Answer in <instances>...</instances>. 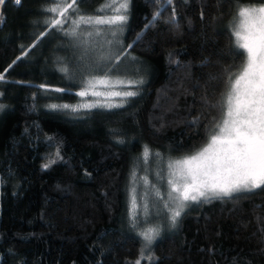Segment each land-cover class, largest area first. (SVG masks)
<instances>
[{"label":"trees","instance_id":"16d2710c","mask_svg":"<svg viewBox=\"0 0 264 264\" xmlns=\"http://www.w3.org/2000/svg\"><path fill=\"white\" fill-rule=\"evenodd\" d=\"M104 1L80 0L59 27L53 0L3 3L0 264H264V189L191 202L145 257L127 211L144 148L174 159L207 142L245 60L229 23L264 0H172L155 21L161 0H128L117 38L146 67L137 94L111 109L52 108L77 102L86 74L64 33Z\"/></svg>","mask_w":264,"mask_h":264},{"label":"snow or ice","instance_id":"6c2138e0","mask_svg":"<svg viewBox=\"0 0 264 264\" xmlns=\"http://www.w3.org/2000/svg\"><path fill=\"white\" fill-rule=\"evenodd\" d=\"M4 2L5 0H0V4ZM15 2L20 4L21 0ZM79 3L80 0H72L71 4H67L66 0H53V6L45 11L59 13L62 18H66L69 9L79 11L75 8ZM171 3L172 0H161L162 8L153 16V21L158 19L166 6ZM128 7V0H105V4L97 12H105L108 9L113 12L112 15H80L72 21L71 33L66 34L77 35V30L82 24L122 25L128 19L126 15ZM237 15L239 23L234 27V35L238 49L243 50L238 54L243 56L246 53V59L240 66V71L229 76L226 111L223 113L222 123L217 125L218 131L211 135L208 146L195 155L175 162L172 172L174 178L169 180L172 192L177 193L176 196L171 197L176 203L171 215L173 224L177 222L189 201L199 202L202 198L208 200L212 197H228L233 193L264 189V2L258 7H242ZM48 23L52 27H59L64 23V19L54 18ZM92 34L88 33L89 36ZM112 34L115 35V32ZM95 35H101V29L97 28ZM114 70H116L115 66L108 68L103 76L88 80L86 86L76 93L81 97L87 95L104 97L103 103L97 100L94 103H81L76 106L65 104L50 107H71L74 112L81 108L98 106L119 107L120 105L109 102V98L131 97L137 93L97 91L95 90L97 86L112 88L114 85H131L142 81L112 80L110 73ZM2 79L4 77L0 75V80ZM55 91H64V89H55ZM144 155H148L147 147ZM131 203L132 208L135 209V189L132 190ZM143 236L151 244L154 239L153 230L143 233Z\"/></svg>","mask_w":264,"mask_h":264},{"label":"rangeland","instance_id":"374dc122","mask_svg":"<svg viewBox=\"0 0 264 264\" xmlns=\"http://www.w3.org/2000/svg\"><path fill=\"white\" fill-rule=\"evenodd\" d=\"M68 0L67 4H71ZM105 4V1L98 7V9ZM242 7L248 6H241L237 9L235 17L230 21V29L232 32V36L237 47L236 37L234 35V27L238 25L239 18H238V10ZM258 7V6H256ZM72 10V9H69ZM68 10V11H69ZM96 15L100 16H110L113 14L111 10L106 9L105 12H96ZM56 19H65L62 18L59 13H55ZM73 28V27H72ZM99 28L101 29V35H95V30ZM88 32H83L80 34L77 32V35L73 36L70 34H65V41L62 42V46L68 45L72 49V51H77L74 55H70V59L79 60L83 62V68L86 70V74L81 85L77 92L81 91L85 86L88 80L93 79V77L103 76L105 71L108 68L115 69L113 72L110 73L111 79L116 80H124V81H142L141 77H136L138 73L145 72L146 67L139 62L134 56L127 52V50L122 46L121 41L117 38V35L120 30V34L122 32L121 25H97L92 26L89 29H86ZM93 33L91 36L88 33ZM115 32V35L112 33ZM68 33H71L68 32ZM110 42V43H109ZM120 44V46H119ZM120 48V50H118ZM115 50H118L115 52ZM241 51H243L241 49ZM128 54V55H127ZM127 55V56H126ZM245 59H246V53ZM119 57V59H117ZM111 63V64H110ZM240 71V69H239ZM237 71L236 73H238ZM88 73V74H87ZM235 74V73H234ZM140 85V83L136 84H120L114 85L112 88L105 87L103 85H98L95 90L97 91H136L135 87ZM227 94V93H226ZM78 96V95H77ZM128 97H111L109 98V102L113 104L122 105L125 99ZM97 100L101 101L102 103L105 101L104 97H94L92 95H87L84 97L78 96V101L75 103L67 104H53V105H70L76 106L81 103H94ZM226 95L224 98V111H226ZM59 109H69L70 108H63V107H56ZM115 108V107H111ZM109 107H93V108H81L78 111L80 112L84 110H91V109H111ZM74 112V111H72ZM223 114L220 121L216 124L213 128L207 142L196 152L179 157V158H166L153 150L148 149V155H144L145 148L142 152L134 159L133 164L131 166L130 175L128 178L127 183V208H128V221L130 225L133 227L134 231L139 236L141 243H142V257H145L149 252L151 247L153 246L154 242L162 236L164 229H172L176 225L173 224L171 220L172 210L176 207L175 201L171 198L177 195V193L172 192L171 185L169 184V180L173 179L172 172L174 171L175 162L185 157L195 155L197 152L201 151L203 148L208 146L210 141L211 135L218 131L217 125L222 123ZM172 165L173 167H170ZM135 189L136 195V208H132L131 203V196L132 190ZM224 197V196H220ZM218 198V197H212ZM202 198L200 201H203ZM209 200V199H208ZM207 201V200H204ZM191 201L187 202V207L184 209L186 210ZM133 212L135 216L133 217ZM179 219V218H178ZM177 219V220H178ZM153 230L154 239L151 244L148 243L144 239L143 233Z\"/></svg>","mask_w":264,"mask_h":264},{"label":"built area","instance_id":"2783aa9c","mask_svg":"<svg viewBox=\"0 0 264 264\" xmlns=\"http://www.w3.org/2000/svg\"><path fill=\"white\" fill-rule=\"evenodd\" d=\"M13 2L16 4L15 0H13ZM2 6H3V4H0V25H1L2 21H3Z\"/></svg>","mask_w":264,"mask_h":264}]
</instances>
